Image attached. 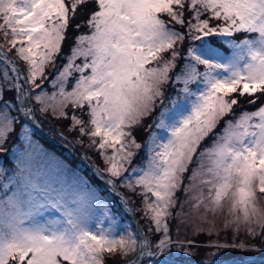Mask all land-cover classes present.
Listing matches in <instances>:
<instances>
[{
  "label": "snow or ice",
  "instance_id": "1",
  "mask_svg": "<svg viewBox=\"0 0 264 264\" xmlns=\"http://www.w3.org/2000/svg\"><path fill=\"white\" fill-rule=\"evenodd\" d=\"M89 5L88 18L75 27H87L90 34L75 38L67 62L58 68L56 57L66 31L76 13ZM205 13L210 14L207 19L202 18ZM165 15L186 33L169 27ZM212 19L223 26H212ZM235 33L248 35L239 42L227 41L230 57L206 40ZM0 38L27 63L24 75L0 51V60L13 73L6 68L0 77V146L14 131V122L34 119L36 106L57 118H68L69 106L87 107L89 119L73 114L69 130L78 128L100 152L107 184L114 188L119 181L142 197L148 232L157 234L154 244L130 229L117 236V222L107 207L100 215L91 211L100 197L85 177L55 157L47 169L34 166V157L42 153L25 123L21 139L27 149L17 162L18 171L0 183V264H104L105 253L119 251L127 257L137 249L131 264H152L173 247L197 246L194 240L173 241L170 235V219L179 221L177 233L187 222L186 204L197 213L203 207L201 223L213 225H197L196 235L215 230L207 219L212 213L224 215L225 229L238 234L243 227L248 236L264 238V102L234 121L226 119L239 105L238 97H254L248 103L256 104V94L264 95V0H0ZM188 40L200 44L189 46L182 57L177 45ZM78 58L83 62L77 64ZM181 58L189 62L175 81L183 83L180 92L188 106L171 121L169 109L160 113L154 126L166 137L152 133L144 164L129 167L137 154L133 149L141 148L131 130L163 98L162 88ZM153 61L154 66L146 67ZM198 65H203L202 72ZM74 73L79 75L68 91ZM46 82L53 91L46 90ZM190 84L198 89L192 91ZM5 89L14 92L13 98H4ZM13 109L18 116L10 115ZM221 121L224 127L217 132ZM210 138L211 145L202 147ZM182 185L186 199L179 200Z\"/></svg>",
  "mask_w": 264,
  "mask_h": 264
},
{
  "label": "rangeland",
  "instance_id": "2",
  "mask_svg": "<svg viewBox=\"0 0 264 264\" xmlns=\"http://www.w3.org/2000/svg\"><path fill=\"white\" fill-rule=\"evenodd\" d=\"M92 5H89L88 8L85 9H80L77 13L75 18L72 20V23L70 27L66 31V39L62 42V47H61V52L60 54L56 57V66L61 67L64 63L67 62V56L70 54V49L71 47L74 46V44H71L69 48H67V40L71 29L77 24H83L84 21L88 18V13L91 10ZM210 14L205 13L203 14L202 18L207 19ZM163 19L167 18V16H162ZM166 20V19H165ZM194 22V21H193ZM210 24L212 26H223L222 21H217L215 19L210 20ZM76 29V27H75ZM77 30V29H76ZM180 30V29H176ZM184 32L186 33V29H183ZM81 34H90V30L87 27H81L79 31H76L75 36H72V41L75 42V38L78 35ZM253 36L255 34H252ZM244 33H236L235 37L232 38V40H236L239 42L241 39H243ZM230 41V40H229ZM210 47L216 49L223 57H230L232 54V49L229 47V51L225 52L223 49L219 47H215V45H211L209 41H207ZM200 42H192L190 40L185 41L183 45L178 44L177 47L182 53V57L186 56V50L189 46H199ZM0 45H3V48H0V51L4 52L7 54L8 59L14 61L16 65L23 71L22 73L24 75H27V63L19 58V56L16 54L15 50L9 51V46L4 43L3 39L0 38ZM167 56V54H165ZM83 62V58H78L76 60L77 64H80ZM189 61L184 60L183 58L179 59L177 61V67L172 69L169 73L170 75V80L169 82L163 86L162 91L164 92L163 98H157L155 107L153 112L146 118L143 119L141 124L135 126L131 131L133 134V137L136 139L138 143L141 144V148L139 150L133 149L137 154L135 156V161H132V166H142L144 162L147 159V146H148V141L152 133H156L158 137H166L167 133L164 132L163 130L157 129L154 125L155 122L158 121V117L160 113L165 109H169L168 112V120L171 121V119L176 115V113L182 109L187 108L188 103L184 98V95L182 92H180V89L183 88V83L182 82H177L175 81V76L180 73L181 67L183 63H187ZM155 61L152 62L148 66H154ZM7 68L9 75L12 76L13 73L11 72V66L6 65L3 60H0V77H2V72ZM198 71H203L204 67L203 65H198L197 66ZM46 72L48 73L49 77L51 78L53 74V69L51 67L46 69ZM78 73H74L73 77H71L66 85V90L71 91L72 86L75 83V79L78 77ZM169 88V90H166V88ZM45 88L47 91L51 92L53 89L48 85V83H45ZM189 88L192 91H196L198 89L197 84H190ZM235 95V94H234ZM14 92H8L5 89V96L4 98L6 100L13 98ZM173 101H175V104H173ZM33 104L35 103L34 101L32 102ZM250 107L247 109H242L239 111L238 107H234L233 114L228 116L227 119H232L233 121L239 116L240 112L242 111H255L258 107ZM18 107V106H17ZM71 106H69L66 111L68 112V117H70L75 114L76 116L80 117L81 119H84L87 121L89 119L87 115V107H85L84 110H80L79 112L72 113L70 111ZM10 115L12 116H18L19 114L15 109H13L10 112ZM53 121V122H52ZM57 121H60V118L54 117L51 112L49 111L48 113H40L38 110V106H36L35 111H34V119H29V118H21L20 122H14V131L8 136L4 144L0 147H6L10 148L9 150V160L6 158L1 152H0V183L7 182L9 177L14 176V174L18 171L17 168V162L18 160L21 159V155L25 153L27 149V145L21 137L25 134L23 132V124H27L29 132L28 135L31 136V140L33 144L39 146V150L42 153L37 154L34 157L33 164L35 167L40 168L43 167L47 169L48 165L51 163L50 157H55L57 160L62 161L65 165L68 166V168L72 172H77L81 176L85 177L88 182L89 186L93 189L96 190L98 196L100 197V201L97 204H93L91 207V211L95 215H100L102 214V207H107L110 210L111 215L115 218L117 222V236L120 234H125L128 229H130L132 232L137 234L138 239L141 238V236L147 235L148 239L150 242L154 244L156 241L155 233H149L146 228L142 227V232L137 231L136 226L133 221V208L134 207V212L135 216L137 218V213L142 214L143 218L144 213L142 211L143 209V204H142V197L137 195L136 193L132 192L126 187H122L121 183L119 181L116 182L115 187H111L108 184H105L102 180H100L103 185L100 183L95 182L92 180L88 175L85 173V167H88L86 165L87 163L92 164L96 169V172L99 177L104 178V180H108L109 176L105 171L106 165L104 163V159L101 155L93 157V163L91 161V158L85 153L84 148L81 146L82 136L79 134V142L72 137H69L65 135L63 130H61L60 126H56L58 124ZM65 123V121H63ZM225 121H221L220 125L217 128V132L221 131L222 128L224 127ZM149 125H153L151 128H149ZM37 126L45 132L46 135L52 137L55 141H59L63 144H66L67 146L71 147L74 152H72L69 148L64 147L62 145L56 144L59 147L66 148L67 150L70 151V153L75 156V158L78 159L80 162L79 164H75L71 162L68 158V151L64 149L62 152H59L55 148H51L47 146L42 139H40L37 135ZM90 127V126H89ZM72 131V130H71ZM75 131V129L73 130ZM84 137V136H83ZM79 145H78V143ZM212 143L211 138L208 140H205L202 144V147H207L210 146ZM95 150L97 148L95 146H92ZM1 151V150H0ZM110 154V150H109ZM11 156V158H10ZM96 157H99L102 159V161L96 159ZM94 161H97L99 165H97ZM97 165V166H96ZM190 174V173H189ZM125 175H129V173H125ZM187 175H185V181L184 184H188V179ZM183 186L181 187V190L177 193L178 199L179 200H184L186 199L185 193L183 192ZM122 188L125 189V191L122 190ZM122 191V194H124V197H121L119 193L116 190ZM205 194H206V189H205ZM192 193H189L188 196H191ZM261 194L258 193V196ZM194 203V201L192 202ZM260 203L264 205V198L260 200ZM177 209H174L173 212L175 213ZM184 211L186 213H189L187 217V222L180 227L179 233H177V224L179 223L178 220L175 219H170L169 220V227H170V235L173 241L176 240H181L187 242V240H194L196 242V245H203L207 246L209 244H221V245H227L226 247H218V249H214L211 251H208V253H205L202 258H208L209 264H236V263H244V262H249L250 260H254L255 262H258L260 260H264V247L260 249V246H264V238H261L259 236L253 238L251 236H248L247 233L243 230V227L241 231L236 234L234 233L233 229L231 227L225 229L223 224H224V215L223 214H218L216 216H213L212 213H208L207 219L209 221H212L215 226V230L212 232L211 235H208L205 233H201L200 235H196L193 231V229L197 226L200 225V227L207 229L209 227H212V224H207V223H201L199 219V215L203 213V207L199 210V213L197 212H192L190 211V204H186ZM138 220V219H137ZM147 221V220H146ZM140 223V222H139ZM105 226H107V222L105 223ZM149 227V222L147 221V228ZM259 231V229H257ZM150 236L154 238L153 241H151ZM259 241V244H258ZM240 243H244L246 247L248 248H254V249H259L262 250L263 255H259L256 258H250V257H244V258H232V259H224V256H227V254H224L222 250L224 248H238V247H232L231 245H238ZM253 243L258 244V245H253ZM249 244V245H247ZM198 246V245H197ZM188 248L187 246L182 249H177L176 247H173L170 251L164 253L162 256H159L152 262V264H179V263H184V262H191L193 264H202L200 261H194V258H198V253L194 251L193 248ZM210 248H217V247H210ZM220 248V249H219ZM139 249H137L136 253H130L127 257H124L121 255L119 251L108 254L105 253L104 255V264H106V260L111 259V258H106L108 255L111 256L112 258L115 257V259L108 261L109 264H131L132 261L137 259ZM117 255V256H116ZM148 258H145L147 260ZM193 259V261H192ZM201 259V258H200ZM205 262V261H203Z\"/></svg>",
  "mask_w": 264,
  "mask_h": 264
},
{
  "label": "trees",
  "instance_id": "3",
  "mask_svg": "<svg viewBox=\"0 0 264 264\" xmlns=\"http://www.w3.org/2000/svg\"><path fill=\"white\" fill-rule=\"evenodd\" d=\"M166 19V22H168L169 24V27H174L175 29H180L182 31H184L183 29L180 28L179 25H174L172 22L168 21V18H165ZM186 19H191V16L188 15L186 13ZM72 23V22H71ZM186 29V28H185ZM187 30V29H186ZM76 29H75V26L71 29L70 31V34L68 37V40H67V48H69L71 46V44H74V41H72V36H75V33H76ZM236 34V33H235ZM235 34L233 36H221V35H212V36H209L206 38L207 41H209V43L211 45H215V47H219L221 49H223L225 52H228L229 51V46L227 44V41L229 40H232L233 37H235ZM243 34V33H242ZM248 34H244L243 36V39L246 38ZM242 40V39H241ZM199 42V41H198ZM59 68V66H58ZM166 90H169V88L167 87ZM256 97H258V100H257V103L256 104H249L248 101L250 99H253L254 97H248V96H245V97H238L239 100H240V103L239 105H237L236 107H238L239 111H241L242 109H247V108H250V107H255V106H258L261 104V102H264V95H261L260 93H257L256 94ZM70 111L72 113L75 112H79L80 109H73L71 107ZM241 113V112H240ZM227 119V118H226ZM63 121H65V123H63ZM53 122V121H52ZM58 124H56V126H60L61 130H63L64 134L69 136V137H72L73 139L77 140L79 142V129L76 128L75 131H70L69 129L71 128V117L69 115L68 118H60V121H57ZM38 137L40 139L43 140V142L51 147V148H55L56 150H58L59 152H62L64 149L66 148H62V147H59L58 145H56L55 143H52L48 140H46L43 136H41L39 133H37ZM82 143H81V146L84 148L85 150V153L91 158V161L93 163V160L95 156H99L100 155V152L98 150H95L92 146H90V140L87 136H82ZM77 142V143H78ZM79 145V143H78ZM80 146V145H79ZM9 150L10 148H6V147H2V150L0 151L6 158H8L9 160ZM67 150V149H66ZM68 151V158L71 162L75 163L76 165L79 164L80 162L78 161L77 158H75V156H73L69 150ZM136 156V155H135ZM135 156L133 158V160L135 161ZM11 158V156H10ZM96 159L102 161L101 158L99 157H96ZM97 165H99V163L97 161H94ZM96 165V166H97ZM85 173L88 175V177H90L92 180H94L95 182L97 183H100L101 185H103V183L94 175L92 174V172L90 171V169L88 167H85ZM123 191H125L124 188H122ZM137 219L138 221L140 222V224L143 225V228H146V230H148L147 228V221L146 219L143 218V215L142 214H139L137 213ZM157 237V234H155V239ZM154 238L152 236H150V239L151 241L154 240ZM258 244H259V241H258ZM258 244H255L253 243V245H258ZM198 246H196L194 249V251L196 253H198V258H194V261H200V263L203 264V261H208L209 259L206 257V258H202L203 255L205 253H208V251H211V250H214V249H218V248H210L208 246H203V245H199L197 244ZM249 245V244H247ZM264 246H260V249L263 248ZM220 249V248H219ZM222 252L224 254H227V256H224V259H232V258H244V257H250V258H256L258 257L259 255H263V252L262 250H254V248H248V247H245L244 249H241V248H224L222 250ZM117 256V255H116ZM106 258H111V259H107L106 260V264H109L108 261H111L114 258H112L111 256H107ZM201 258V259H200ZM193 261V259H192ZM172 264H175V263H172ZM179 264H193L191 263L190 261L189 262H184V263H179ZM236 264H264V260H260L258 262H255L254 260H250L249 262H244V263H236Z\"/></svg>",
  "mask_w": 264,
  "mask_h": 264
},
{
  "label": "water",
  "instance_id": "4",
  "mask_svg": "<svg viewBox=\"0 0 264 264\" xmlns=\"http://www.w3.org/2000/svg\"><path fill=\"white\" fill-rule=\"evenodd\" d=\"M18 66V65H17ZM19 68V67H18ZM20 69V68H19ZM21 70V69H20ZM37 129L41 132V134L43 135V136H46L47 138H49V139H51V140H54L52 137H50V136H48V135H46L45 134V132L43 131V130H41L38 126H37ZM57 144H59V145H62V146H64V147H67V148H69L72 152H74V150L71 148V147H69V146H67L66 144H63V143H61V142H59V141H55ZM86 165L88 166V168L91 170V172L97 177V178H99L100 180H102L105 184H107L106 183V180H104V178H102V177H99L98 176V174H97V172H96V170L91 166V164L90 163H87L86 162ZM109 185V184H108ZM118 193H119V195L121 196V197H124V194H122V192L120 191V190H116ZM133 208V221H134V224H135V226H136V229H137V231H138V233L139 232H141V226H140V224H139V222H138V220L136 219V216H135V212H134V207H132Z\"/></svg>",
  "mask_w": 264,
  "mask_h": 264
}]
</instances>
